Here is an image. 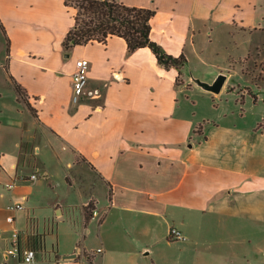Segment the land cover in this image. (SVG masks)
<instances>
[{
    "label": "crops",
    "instance_id": "0c3cea01",
    "mask_svg": "<svg viewBox=\"0 0 264 264\" xmlns=\"http://www.w3.org/2000/svg\"><path fill=\"white\" fill-rule=\"evenodd\" d=\"M64 1L0 0V264H16L4 253L13 227L29 226L28 216L18 225L16 215L32 210L26 182L38 179L12 190L4 185L31 174L27 157L41 145L65 169L72 192L81 194L74 216L85 235L81 250L56 244L51 260L48 233L35 224L44 234L36 264H135L141 249L148 255L170 244L172 227L183 236L181 258L190 264H264V114L253 118L244 110L258 96L226 84L221 94L234 95V101L217 104L218 96L187 74L193 57H201L196 39L207 27L219 35L222 28L244 25L246 12L255 13L262 1L111 0L155 10L150 38L167 54L184 56L180 72L159 65L148 48L129 53L117 36L66 52L62 42L74 13ZM78 59L89 61L87 94L74 104ZM201 98L209 101L200 104ZM73 168L88 175L89 189L66 180ZM89 202L97 215L85 221L82 207ZM11 203L23 206L13 213V226L6 220ZM52 206L57 217L63 214L58 200ZM93 238L95 247L88 243ZM69 254L76 257L62 259Z\"/></svg>",
    "mask_w": 264,
    "mask_h": 264
},
{
    "label": "rangeland",
    "instance_id": "374dc122",
    "mask_svg": "<svg viewBox=\"0 0 264 264\" xmlns=\"http://www.w3.org/2000/svg\"><path fill=\"white\" fill-rule=\"evenodd\" d=\"M261 1L263 6L261 8L257 6L255 13L246 12L244 25L233 24L231 27L222 28L219 35H215V29H213V33L211 32L213 27H207L205 35L200 37L199 42L196 39L201 57L199 59L193 57L194 67H189L187 73L204 81L212 80L211 78L223 73L227 75L224 86L226 84L233 86L234 90L238 88L237 92L246 90V88L251 89L254 97L258 96V100L252 107L244 110L245 114L253 118L264 114V0ZM71 9L74 13L73 8ZM0 42L3 43L2 34H0ZM248 54L250 56L246 59ZM205 73L210 75L207 76V79H202ZM223 93L220 92V96L216 95L218 97H214V101L217 104L232 105L234 95ZM208 101L207 98L199 100L200 104L203 102L206 104ZM44 148L45 146L41 145L39 153H31L27 157L26 173H33L35 169H38V180L32 184L26 182L27 189L30 191L29 196L33 197V202L29 204L32 210L28 212V215H25L27 210L18 212L16 222L18 225H23L25 216H28L29 226L24 230V236L26 243L34 246L38 252L43 250L44 234L36 232L34 226L38 224L39 231L45 228L48 233L45 249L53 260L55 259L56 244L60 249L78 247V250H81L85 229L74 216L79 215L77 211H79V196L81 194L77 195L72 192V189L64 182L65 169L55 161L52 152ZM63 154L64 160H67L68 154L64 151ZM76 160L78 161V158ZM44 169L49 172L48 178L44 177ZM87 173L89 174V172ZM68 179L76 180L82 189H89L88 175L81 173L77 168L66 172V180L68 181ZM56 200L60 204V209L63 210V214L58 217L56 216L58 211L54 210L52 206ZM238 234V238H242L240 230H238ZM88 243L94 247L97 244L94 238ZM142 250L135 264H151L153 261H156V264H190L189 259L182 260L181 258L185 249L180 240H173L170 244L159 246L148 255H143ZM40 257L42 255H38L37 259H41Z\"/></svg>",
    "mask_w": 264,
    "mask_h": 264
},
{
    "label": "trees",
    "instance_id": "16d2710c",
    "mask_svg": "<svg viewBox=\"0 0 264 264\" xmlns=\"http://www.w3.org/2000/svg\"><path fill=\"white\" fill-rule=\"evenodd\" d=\"M64 4L75 11L73 26L62 42L66 52L78 45L104 43L108 38L117 36L125 41L129 53L141 48L150 49L157 63L165 69L174 68L180 72L186 64L184 56H171L151 40L150 22L155 15V10L152 8L130 7L111 0H65ZM7 44L6 39V52H8ZM13 86L18 98L24 101L35 117V111L27 103L24 91L15 82ZM82 211L85 221H88L91 218L93 204L89 202L82 207Z\"/></svg>",
    "mask_w": 264,
    "mask_h": 264
},
{
    "label": "built area",
    "instance_id": "2783aa9c",
    "mask_svg": "<svg viewBox=\"0 0 264 264\" xmlns=\"http://www.w3.org/2000/svg\"><path fill=\"white\" fill-rule=\"evenodd\" d=\"M89 70V61L86 59H78L75 62V69L72 74V102L74 104L78 103L84 95L87 94L86 83L87 74ZM91 94V92H88ZM37 171H34L30 175H20L16 176L13 181L6 183L4 186L7 190L14 189L18 183L26 181L37 180ZM9 215L6 217L7 222L13 226L15 222L14 212L23 209V206L19 203H11L6 207ZM92 215H97V211L93 210ZM168 239L181 240L183 236L176 228H170L168 233ZM97 253L102 252L101 248L96 250ZM39 252L32 247L30 244L26 243L24 236V230H19L13 227L11 231V238L8 248H6L4 256L5 259H16V264H36ZM56 261V260H55Z\"/></svg>",
    "mask_w": 264,
    "mask_h": 264
},
{
    "label": "water",
    "instance_id": "95a60500",
    "mask_svg": "<svg viewBox=\"0 0 264 264\" xmlns=\"http://www.w3.org/2000/svg\"><path fill=\"white\" fill-rule=\"evenodd\" d=\"M189 79L195 86L199 87L200 89L218 95L225 84L227 75L223 73H219L211 81H204L193 76L192 74H189ZM147 253L148 251H144V255H146ZM75 257L76 254H69V255H63L62 259L70 260V259H74Z\"/></svg>",
    "mask_w": 264,
    "mask_h": 264
}]
</instances>
